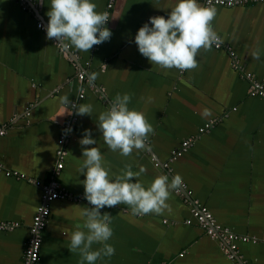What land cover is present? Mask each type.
I'll use <instances>...</instances> for the list:
<instances>
[{"label": "crops", "instance_id": "crops-1", "mask_svg": "<svg viewBox=\"0 0 264 264\" xmlns=\"http://www.w3.org/2000/svg\"><path fill=\"white\" fill-rule=\"evenodd\" d=\"M92 2L98 12L108 13L106 27L112 36L88 53L67 41L69 51H61L38 28L39 21L48 23L50 0H31L27 9L19 0H0V126L7 129L0 136V221L20 223L14 230L0 231V264H23L42 184L55 167L57 140L71 113L62 96L93 106L92 115H78L68 143L59 175L65 190L84 194L85 176L77 170L84 159L79 140L85 129L96 144L84 147L101 151L110 177L130 164L133 171L146 168L133 178L145 188L160 175L171 180L179 174L186 185L171 193V210L160 215H134L122 204L101 209L113 216L108 243L115 254L96 264H236L193 218L191 200L206 206L222 226L249 238L237 241L243 264H264V98L250 94L245 76L250 72L264 82V3L214 6L212 28L233 48L235 58L225 47L213 45L198 53V68L180 71L152 65L134 41L150 17L167 18L177 0ZM257 49L260 59L254 60ZM80 71L85 80L79 78ZM92 73L98 74L95 80ZM118 93L131 94L128 107L143 112L155 130L145 148L129 157L110 151L97 127L99 113ZM212 120L214 126L200 133ZM190 137L193 146L170 161L171 151ZM84 207L91 206L67 198L52 203L36 264H80L79 253H71L68 246L71 233L83 229Z\"/></svg>", "mask_w": 264, "mask_h": 264}, {"label": "clouds", "instance_id": "clouds-1", "mask_svg": "<svg viewBox=\"0 0 264 264\" xmlns=\"http://www.w3.org/2000/svg\"><path fill=\"white\" fill-rule=\"evenodd\" d=\"M96 9L92 0H50L46 13L48 23L40 26L45 28L46 39L55 40L62 46H66L67 41L75 49L89 53L93 46L110 40L112 36L106 27L108 13ZM216 15V8L203 6L198 0H177L167 18L152 16L138 29L135 44L152 65L162 69L195 70L199 67L197 56L200 50L210 51L219 41L212 28ZM252 58L260 59L259 49L253 51ZM97 75L92 73L91 79L95 80ZM131 98V94L118 93L111 106L100 112L97 118L104 143L110 151L122 157L131 156L134 150H143L149 135L155 132L143 112L128 107ZM60 101L72 107L77 115L93 114L91 104L77 105L68 96H62ZM63 131L67 134L71 128ZM79 144L84 159L77 171L85 176L84 197L91 207L82 208L83 229L78 227L71 233L68 248L71 253H79L80 264L85 261L96 264L97 260L115 254L114 246L108 243L113 236L110 226L113 216L107 212L102 214L101 209L122 204L129 206L134 215L163 214L165 210H171L167 201L173 191L182 187L183 179L179 174L171 180L168 175H160L145 188L138 180L133 182V178L136 180L146 173V168L141 166L139 171H133L130 164L125 165L120 174L110 177V169L104 167L101 151L95 146L84 147L96 144L91 130L85 129ZM94 244L101 247L93 250Z\"/></svg>", "mask_w": 264, "mask_h": 264}, {"label": "built area", "instance_id": "built-area-1", "mask_svg": "<svg viewBox=\"0 0 264 264\" xmlns=\"http://www.w3.org/2000/svg\"><path fill=\"white\" fill-rule=\"evenodd\" d=\"M24 9L28 8V4L31 0H19ZM204 6L214 7L216 5L221 6H235V5H244L249 3H264V0H200ZM111 6V3L109 4ZM46 26L47 23L39 21L38 28L45 32V28L40 26ZM66 46L58 45L59 49L64 52H68L70 46L65 44ZM216 48L225 47L229 53L234 56L235 53L233 48L229 45H224L219 38V41L216 44H213ZM71 60L72 58L69 57ZM238 65V60L234 61ZM239 66V65H238ZM81 80H85V73L80 71L78 74ZM245 76L250 81V94L252 96H259L264 98V82L258 80L252 73L247 72ZM84 97V94H80V98ZM77 104V103H76ZM71 114L62 124V130L60 136L57 140L58 148L56 150L57 160L54 169L51 172L50 178L43 182L42 189H43V196L42 202L38 206L36 213L34 215L33 221L29 226V238L25 245L24 254H23V264H36L40 257L41 246L43 241V232L47 226L48 218L51 212V205L54 201L58 199H71L76 202H84L91 206L89 202L84 197V194H77L74 195L67 190H65L61 186V182L59 181V175L61 170L65 165V158L67 156L68 150V143L72 137L73 132L75 131L77 122H78V115L75 114L72 107ZM215 124V120H212L206 123L203 127L199 129V132H205L212 128ZM71 128V132L67 134L64 133L63 130ZM6 127L0 126V136H3L6 133ZM194 143V137L187 138L183 140L181 145L177 148H174L171 151L170 161H174L179 158L182 154L188 151ZM156 165L159 163L156 162ZM165 167H169V162L164 163ZM14 174H18L17 171ZM23 177V175H21ZM30 181L36 182L33 178L29 179ZM40 183V182H38ZM186 185L183 183L182 187L178 189V192H181L182 189H185ZM189 193V192H188ZM193 203L192 208V216L197 221V223L205 230V232L214 239L219 240L220 247L223 253L233 261H236V264H243L238 256V240L247 241L249 238L246 236H240L236 233L232 232L228 227H224L218 223L217 219L213 215V213L204 205H201L197 200H191ZM187 223H191L192 220L189 219L186 221ZM20 223L17 221H0V231H11L15 228L19 227Z\"/></svg>", "mask_w": 264, "mask_h": 264}]
</instances>
